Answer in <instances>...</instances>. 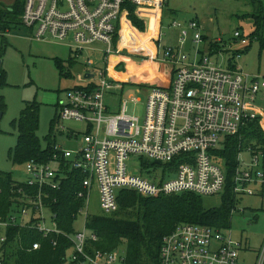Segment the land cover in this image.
<instances>
[{"label": "built area", "instance_id": "2783aa9c", "mask_svg": "<svg viewBox=\"0 0 264 264\" xmlns=\"http://www.w3.org/2000/svg\"><path fill=\"white\" fill-rule=\"evenodd\" d=\"M24 1L22 25L31 29L33 39L67 41L77 59L86 50H102L108 61L118 52L117 42L123 39L125 3L158 11L161 18L167 0ZM172 27L179 31V44L165 48L155 44L154 55L159 59L161 48L163 60L172 65L169 86L151 87L144 92V100L142 96L130 95L118 103V91L123 92L125 85L115 83L106 70L94 66L85 72L92 73L86 79L87 85H74L66 91L65 100L57 106V122H81L87 132L77 149L66 148L62 139L74 140L77 133L62 126L56 131L53 159L48 163L34 159L25 163L24 183L28 189L20 191L7 216L0 217V264H16L20 250H39L42 241H33L36 234L63 248V264L124 262L119 248L107 252L96 251L92 246L98 238L88 232L87 220L95 185L106 214L119 209L121 190L159 197L182 192L214 195L225 188L227 174L214 151L227 137L240 134L249 122H264V116L252 109L264 92V76L247 74L237 66L224 67L201 51L204 34L199 21H174ZM234 37L242 45L248 44L241 31H236ZM189 41L198 47L193 59L186 49ZM87 62L94 64L90 58ZM141 104L142 114L129 113V105ZM248 151L253 160L246 169H242L241 153L238 154L234 177L237 196L264 192V155L260 156L252 146ZM137 156L143 159L142 164L133 170L131 164ZM144 158L154 159L157 164L146 163ZM161 163L165 170L160 175L155 167ZM74 171L82 175L78 197L84 199L76 218L83 214L86 227L68 232L59 228L57 213L50 206L56 198L50 190L61 189L63 180ZM145 171L149 178L143 176ZM242 247L231 229L183 223L163 238L160 260L161 264H243ZM255 264H264V244Z\"/></svg>", "mask_w": 264, "mask_h": 264}, {"label": "rangeland", "instance_id": "374dc122", "mask_svg": "<svg viewBox=\"0 0 264 264\" xmlns=\"http://www.w3.org/2000/svg\"><path fill=\"white\" fill-rule=\"evenodd\" d=\"M21 1L23 0H0V9H12ZM261 10L264 12V0H167L163 8L160 39L157 36L160 20L156 21L157 17L152 15V11H145L149 13L146 20L135 12L143 24V29L135 26L128 14L129 21L124 17L121 27L122 35L127 37L117 42L118 52L115 51L107 61L104 51L86 50L81 57L76 59L72 67L66 64L63 73L58 68L57 60H69L74 56L68 42L33 39L31 29L18 24L17 18L16 24H11L12 29L9 32L0 31V82H2L0 83V96L4 98L7 105L5 113L0 116V170L11 172L17 180L26 181L25 164L14 163L9 157V150L15 147L18 139V131L13 121L21 115L26 102L37 101L40 106L38 135L43 147L47 146L45 137L49 132L51 130L56 132L62 126L73 128L77 133L74 140L63 138L61 142L63 146L71 149L79 147L83 133L87 132L86 125L77 121L53 123V119L57 118L59 113L57 106L59 101L65 100L66 91L74 85L88 84L89 81L84 78L86 70L93 69L94 66L97 69L106 70L115 83L125 85L123 92L118 91L119 96L116 98L118 103L122 97L129 98L130 95L142 96L144 100L146 90L171 82L172 65L163 60L161 48L179 44V31L172 27L174 21L183 23L190 20L199 21L202 33L207 37L201 49L205 54L210 55L211 44L220 41L218 50L211 56L224 67L235 65L247 74L264 76V47L261 43L262 38L258 37L256 23V15H259ZM126 29L129 31L127 32ZM236 31H241L245 35L248 40L247 45H242L240 40L234 37ZM261 34L264 38V24ZM158 42L161 47L159 59L154 58L155 44ZM186 49L190 58L196 57L198 50L196 44L189 41ZM238 51H241L239 57L236 56ZM88 58L94 61V64H88ZM68 71L69 75H66ZM143 109L142 104L128 107L129 113L142 114ZM252 109L259 116H264V92L259 94ZM261 125L264 129V122ZM224 141H221L216 149H224ZM239 153L242 158V169L248 168L246 164L253 160L248 146H244ZM261 153H259L260 156ZM142 160L139 156L134 157L131 169H137L142 164ZM147 161L149 164L156 163L154 159L144 158V162L147 163ZM155 168L161 175L165 170V165L161 163ZM143 176L149 178L146 171ZM225 193L224 188L220 193L203 195L204 205L208 208L219 207ZM46 214L49 220V213ZM89 214L91 216L104 215L96 185L90 194ZM47 223L49 225V221ZM73 227L75 231L85 229L86 219L83 214L75 219ZM87 229L89 233L92 232L89 227ZM230 229L235 240L247 243L250 247L249 256L253 258L255 250L264 244V192L238 195ZM246 253L243 251L242 256H246ZM119 254L122 258L126 257L125 245L119 247ZM118 264H124V262L120 261Z\"/></svg>", "mask_w": 264, "mask_h": 264}, {"label": "trees", "instance_id": "16d2710c", "mask_svg": "<svg viewBox=\"0 0 264 264\" xmlns=\"http://www.w3.org/2000/svg\"><path fill=\"white\" fill-rule=\"evenodd\" d=\"M24 4L23 0L12 9H0L1 32H9L12 29L11 24H16L17 18L18 24H22L21 15ZM125 8L129 10V16L135 26L143 29L142 22L135 15L136 5L127 2ZM256 16L258 37L262 38L261 43L264 47V38L261 34L264 24L263 10ZM126 31L129 30L126 29ZM126 37L123 36V38ZM206 38L204 36V40ZM218 48L217 42L212 43L211 54L215 53ZM240 52H236V55ZM76 59L75 57L69 60L58 59L57 65L61 73L64 72L66 64L72 67ZM67 74L69 75V71ZM159 86L167 87L169 83L159 84ZM6 108L4 98L0 96V113L4 114ZM39 110L40 106L37 101L26 102L21 115L13 121L18 131V139L15 147L9 150V157L14 163L25 164L32 159L48 163L56 153V132L51 130L45 137L47 146H42L38 135ZM56 121L57 118H54L53 123ZM224 143V149L214 151L216 158L224 164L227 174L226 193L219 207H206L203 203V195L194 192L145 197L136 191L121 190L118 196L120 207L116 212L88 217L87 226L98 238L92 243L94 250L109 252L125 245L124 264H161L160 252L163 238L172 233L180 224L195 223L230 229L232 214L238 200L234 192V177L239 164L238 154L244 146L248 148L252 146L264 155V129L258 120L249 122L240 134L227 137ZM27 189L25 183L15 179L11 172L0 170V217L7 216L13 198L20 195V191ZM81 189L82 175L74 171L69 178L63 180L61 189L50 190L52 196L56 198V202L50 206L57 213L60 229L73 231L76 214L84 205V199L78 197ZM36 239L42 241L40 249L30 253L20 250V258L16 260V264H63L61 246H53L38 234L33 237V241Z\"/></svg>", "mask_w": 264, "mask_h": 264}, {"label": "crops", "instance_id": "0c3cea01", "mask_svg": "<svg viewBox=\"0 0 264 264\" xmlns=\"http://www.w3.org/2000/svg\"><path fill=\"white\" fill-rule=\"evenodd\" d=\"M137 10H136V12L140 15V17L142 18V19H144V20H146L147 19V17L146 16H148V14L149 13H147V12H149V11H152L153 12V14L152 15H154L155 17H157V22L159 21V32H158V34H157V36L159 37L160 36V33H161V30H162V22H163V12H162V14H161V18H160V16H159V13H158V11H153V10H149V9H139V8H136ZM144 12H143V11ZM128 9L127 8H124V11H123V14H122V21H123V19H124V17L129 21V19H128ZM145 11H147V12H145ZM140 12H142V14H140ZM131 23V22H130ZM122 26V25H121ZM134 28H136V27H134ZM136 30H137V28H136ZM138 31V30H137ZM158 39V38H157ZM159 40V39H158ZM159 43V42H158ZM201 51H203L204 52V50H201ZM223 230H227V229H223ZM242 241V240H241ZM243 243V242H242ZM250 247H248L247 246V243L245 244V243H243V247H242V251H241V261H242V263L243 264H255V261H256V257H257V253H258V251H259V249H257V250H255V256L252 258L251 256H249V253H248V251H250V249H249ZM247 252L246 253V256H242V252Z\"/></svg>", "mask_w": 264, "mask_h": 264}, {"label": "water", "instance_id": "95a60500", "mask_svg": "<svg viewBox=\"0 0 264 264\" xmlns=\"http://www.w3.org/2000/svg\"><path fill=\"white\" fill-rule=\"evenodd\" d=\"M0 66H1V61H0ZM92 77V73H86L85 75H84V78L85 79H89V78H91ZM0 116H1V113H0Z\"/></svg>", "mask_w": 264, "mask_h": 264}]
</instances>
